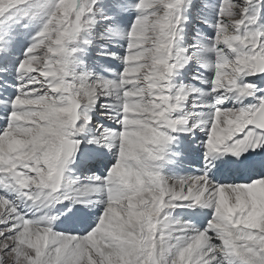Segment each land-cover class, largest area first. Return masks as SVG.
<instances>
[{
	"label": "snow or ice",
	"instance_id": "snow-or-ice-1",
	"mask_svg": "<svg viewBox=\"0 0 264 264\" xmlns=\"http://www.w3.org/2000/svg\"><path fill=\"white\" fill-rule=\"evenodd\" d=\"M0 264H264V0H0Z\"/></svg>",
	"mask_w": 264,
	"mask_h": 264
}]
</instances>
